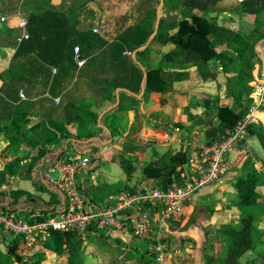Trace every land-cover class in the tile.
I'll use <instances>...</instances> for the list:
<instances>
[{
    "label": "crops",
    "instance_id": "obj_1",
    "mask_svg": "<svg viewBox=\"0 0 264 264\" xmlns=\"http://www.w3.org/2000/svg\"><path fill=\"white\" fill-rule=\"evenodd\" d=\"M88 1L90 7L86 8L84 13L86 18L91 17L94 23L79 25L78 33L72 37L65 31L57 40L51 38L55 37L57 32L65 30L64 21L53 31L45 26L41 39L29 34L33 47L43 45L41 50L35 52L36 54L28 56L24 62L21 61L25 65L28 64L26 66L28 74L39 58L51 70L47 78L37 77L29 84L33 86L28 91L32 93L33 100L44 97L57 106L60 98L77 101L84 97H94L96 102L100 103L102 99L96 97L101 95L104 88H112L110 97L104 98V105L94 110L98 115L97 123L90 129L95 135L92 138L78 139L76 128L72 124H66L62 116L53 115L48 109L40 112L42 117L38 114L29 116L21 132L24 136L25 131H28V142L20 147V151L27 152L24 154L27 157L22 161V156H17L22 165L21 173L11 179L9 186L3 188L0 193V203L13 201L21 206L37 208L47 203L48 199L55 202L56 196L48 190L45 200L41 196L25 191H23L26 193L25 196L15 195L12 191L17 189L12 187V183L19 179L24 180L27 176L26 172H30L33 179L39 183L38 189H43L36 171L40 169L44 159L46 161L49 156H52L51 160L59 158L65 149L71 154L77 152L84 155L85 152H93L97 158L98 166L93 169V173H89L90 176L87 177H79L80 182L77 179L84 189H90L92 195L90 200L95 204H101L104 200L109 201L110 198L136 190L140 186L142 190L157 188L155 181L143 178V167L150 163L163 166L180 150L190 155L189 162L177 169L181 178H185L191 162L206 143L204 129L195 128L191 132L186 130L189 124L184 110L188 105V99L192 97L196 101H201L212 98L217 99L218 104L223 107L236 105L226 85L227 78L235 75L234 68L229 67L223 71L217 60L208 62V69L215 77L207 81L200 80L195 66L179 69L164 65L159 72V78L163 80L162 91L152 92L146 99H143V96L138 98L143 81L141 68L144 70L145 67L158 68L162 57L175 48L167 37L176 33L177 28L171 22L183 14L184 3L195 7L193 14L208 21H216L219 26L248 37L245 46L249 43L254 46L255 61L251 72L252 81L249 85L251 86L255 79L260 80L264 77V0H177V2L165 0L166 6L160 18L163 29L161 33L157 32L149 46L143 50L146 51L144 55L135 56L137 63L132 60V53L144 46L149 39L139 27V23L148 15L150 9L158 6L159 0ZM95 30L97 32H94ZM73 37L81 41L80 44L74 45V48H81L83 56L80 57L87 62L78 77L81 81L79 80V84L76 85L74 83L76 78L69 83L66 81L67 73L58 69L61 68L59 66L64 60L68 39ZM228 52L230 50L226 46L217 49L219 57H223ZM128 53L131 56H128ZM11 57L13 54L6 58V63L1 64L4 60H0V64L7 66ZM123 58L125 61H122ZM45 79L47 82L42 84ZM34 84L37 86L34 87ZM5 87L1 88L0 97H6V93L14 95L13 90L16 85L7 82ZM20 92L23 93L24 99H20ZM15 96L20 101L27 100L23 89L18 90ZM133 98L138 101H134ZM114 99L115 103H113ZM117 99L118 104H116ZM6 100H9V97ZM20 101L12 102V107ZM12 107L0 103L1 127L3 117L8 116L6 112L12 110ZM39 110L41 111L40 108ZM27 121L28 125H26ZM214 123L215 119L208 121L209 125ZM251 124L249 129H258L260 125L262 126L256 120ZM249 129L245 141V148L248 151L246 160L254 161L255 168L263 176V185L257 191L261 195L259 203L264 213V130L256 134L250 133ZM5 133H0V170L11 161L9 158L6 161L4 159L6 157L1 153ZM38 141L46 146L43 148L38 145ZM107 147L112 148L111 153L101 163V155L104 153L102 150ZM49 152L52 154L47 155ZM244 163L220 181L197 191L191 201L181 209L175 221H171L163 231L159 232V235L156 233L149 239L139 240L129 234L113 231L107 235L88 237L89 239L108 238L109 244L113 245L112 248L121 250L123 259L130 261L129 264H206L208 256L218 257L225 251L224 245L218 242L216 231L222 225L237 224L239 221L240 211L231 206L230 201L236 192L233 187L234 180L240 175H245L242 169ZM105 168H110L113 172L105 171ZM256 226L262 233V246L246 253L241 259L242 263L251 261L254 264H264V215L258 219ZM83 245H86V240ZM157 245L162 247L161 255L149 250L150 247ZM84 254L85 250L82 253L85 259ZM58 257L67 260L65 255ZM118 264L126 263L122 261Z\"/></svg>",
    "mask_w": 264,
    "mask_h": 264
},
{
    "label": "trees",
    "instance_id": "obj_2",
    "mask_svg": "<svg viewBox=\"0 0 264 264\" xmlns=\"http://www.w3.org/2000/svg\"><path fill=\"white\" fill-rule=\"evenodd\" d=\"M8 1L11 2L13 0ZM71 1L73 0H23L21 6L25 13V20L27 21L26 32L34 35L36 39H40L36 34L39 31L44 33L45 26H47L46 28L48 30L53 31L52 28L56 30L58 28L57 25L68 20L66 19V15L61 14V12L67 8ZM3 2L4 0H0V3ZM172 2H177V0ZM165 6L166 1L164 0L163 10ZM156 8L153 7L150 9L147 13L148 15L139 23V27L144 30L148 37L154 30ZM194 8V6L184 3L183 14L171 22L174 23L173 26L177 28V31L167 37V39L175 46L174 50L162 57L158 68L150 69L145 67L146 80L143 99H146L152 92L162 91L163 80L159 78V72L164 65L179 69L186 66H195L202 81L211 80L215 77L208 69V62L211 60H217L219 67L223 71L229 67L234 68L235 75L227 78L226 85L229 89V95L234 100L236 106L223 107L218 104L217 99L205 98L201 101H196L191 97L188 99V105L184 110L186 121L189 124L186 130L191 132L195 128L204 129L205 145H211L214 142H219L226 138L248 114L251 101L245 99V97L249 94V83L252 81L251 72L255 64L253 57L254 46L250 43L245 46L248 37H244L241 33L219 26L216 21H208L197 14H193L192 11ZM48 10H52L51 16L48 15ZM15 12L16 10L13 11L8 8L7 10H2L0 13L7 19L6 16L8 14L10 15ZM54 16L57 18H53ZM54 20H56L55 24ZM162 26L160 20L158 34L161 33ZM65 31L57 32L55 37L53 36L51 39L57 40ZM20 35L21 31L19 29H8L6 22L0 23V60L6 59L12 54L15 58V63L11 62L4 67L0 65V78H2L0 91L1 88H6L5 84L7 82L17 87L13 90L14 95H9L5 90H2L6 93V97H0V103L2 105H9L11 108V103H16L18 100V97L15 95L20 89H23L27 96L26 101H20L15 104L16 106L12 107V110L6 112L8 116L3 117V121L9 124V128L15 134V137L9 143L10 155L15 159L7 163L0 170V193L3 191V188L9 186L11 179L16 178L22 170V165L16 160V157L19 154L21 145L28 142V131H25L24 136L21 132H23L25 128L24 123L29 116L37 114L41 116L42 111L45 109L51 110L53 115L62 116L66 124H72L76 128V136L78 139L92 138L95 133H93L90 127L96 125L98 117L97 112L94 110L104 105V98L106 96L110 97L109 94L112 90V88H104L101 95L96 97L97 99H102L100 103L96 102L94 97H84L77 101L74 99L60 98L59 104L54 106L52 101L44 97L34 100L31 99L32 93L28 92L33 88L32 85H29L31 81L37 77L41 79L47 78L51 70L43 63L42 59L36 58L35 66L29 70L31 73H27L26 66L23 62L28 56L36 54L35 52L39 49L41 50L43 44H39L40 47H33L30 37L29 41L17 46V39ZM70 40L68 39L66 45L64 60L59 66L61 68L58 69L59 71L64 70L67 73V82L71 83L76 78V81H74L76 85V83L79 84V80L81 81V78L78 79V77L87 62H84L81 67L76 65L77 58H75L73 53L74 46L73 48L70 47ZM220 46H226L230 52L223 57H219L217 49ZM145 53L146 51H142L137 53L136 56L139 57ZM79 56H83L80 47ZM22 57L25 59H20ZM122 61H125V58ZM129 61L131 62L130 59ZM46 82L47 80L45 79L42 84ZM26 85L29 88H26ZM35 86L37 85L34 84ZM10 92L12 93V91ZM8 97L9 100H6ZM133 100L135 101L136 99L133 98ZM113 103H115V99ZM195 110L198 112H195ZM255 116L258 122L262 124L255 131L256 134H259L264 130V108H260ZM210 119H215L214 125L208 124ZM251 129H249V132ZM5 132V127L0 126V133ZM251 133L253 132L251 131ZM37 143L43 148L46 146L41 144V141ZM189 158L190 155L187 152L180 150L172 155L163 166L150 163L142 169L143 178L145 180L155 181L157 187L162 189L169 188L173 183H181L182 179L177 169L187 164ZM242 169L245 171V175H240L234 180L233 187L236 192L230 201L231 206L240 211L239 221L237 224L222 225L216 231L217 237L220 238V242L225 247V251L218 257H214L213 255L208 256V263L254 264L251 261L242 263L241 259L246 253L253 252L262 246V233L257 228L256 222L264 215L262 213V206L259 203L261 195L257 191L263 185V176L257 171L255 163L251 159L245 161ZM84 190L90 198L92 196L90 189L86 188ZM129 194L133 193L130 191ZM83 242L84 239L74 232L49 231L46 239L39 241L38 244L44 250L50 251L57 256L65 255L68 264H82ZM20 244H23V242L16 239L7 247V253L10 256H14L18 262L21 260L20 255L17 253ZM40 256L43 260V255ZM41 259H38V261ZM208 263L206 262V264Z\"/></svg>",
    "mask_w": 264,
    "mask_h": 264
},
{
    "label": "built area",
    "instance_id": "obj_3",
    "mask_svg": "<svg viewBox=\"0 0 264 264\" xmlns=\"http://www.w3.org/2000/svg\"><path fill=\"white\" fill-rule=\"evenodd\" d=\"M0 22L5 23L7 19L0 15ZM14 28L21 31L17 46L29 41L26 20L20 19ZM74 54L76 58L80 57L78 48H74ZM76 62L78 67L84 63L82 59H76ZM251 87L254 88L251 95L253 105L246 118L222 141L201 147L181 183H173L167 189L157 187L133 194L122 193L107 203L95 204L79 183V177L93 173L98 166L93 152L83 155L75 151L76 154H71L65 149L59 158L51 160L52 156H49L46 161L44 159L36 173L41 186L55 195L56 201L48 199L37 208L21 206L13 201L0 203V246L16 239L23 244L36 245L46 239L49 231L74 232L83 239L113 231L139 240L149 239L156 233L159 235L171 221H175L197 191L220 181L246 161L245 141L249 125L254 120L258 121L256 112L264 108V77L255 79ZM19 97L25 98L22 92ZM229 154H233L231 160ZM51 173H56L57 179L51 178ZM149 250L159 255L163 251L160 245Z\"/></svg>",
    "mask_w": 264,
    "mask_h": 264
},
{
    "label": "rangeland",
    "instance_id": "obj_4",
    "mask_svg": "<svg viewBox=\"0 0 264 264\" xmlns=\"http://www.w3.org/2000/svg\"><path fill=\"white\" fill-rule=\"evenodd\" d=\"M22 1L23 0L18 2V0L17 1L13 0L10 2L8 0H4L3 3H0V12L2 10H7L8 8L12 9L13 11L16 10L15 13H12L10 15L8 14V16H6L7 17L6 27L8 29L14 28V25L20 19H24V20L26 19L25 13L23 12L22 6H21ZM89 2L90 1H88V0H73L67 6V8L63 12H61V14L66 15V19H68V20L64 21V24H65V30L70 34L71 37L78 33V28H80L79 25H81V24H87L88 25L90 23H94V20L91 19V17L86 18L85 13H84L85 9L90 7V5H88ZM1 14L2 13H0V15ZM51 14H52V10H48V15L51 16ZM53 18H57V17L54 16ZM88 19H89V21H88ZM40 22H41V20H40ZM52 30H53V28H52ZM36 35L40 39L43 37V33L41 31L37 32ZM80 42L81 41L79 39H77V37H73V38H71L69 44H70V47L73 48L74 45H78V44H80ZM20 59H25V58L22 57ZM3 60H4V62H1V64L6 63L5 61L7 59H3ZM14 60H15V58L13 56V57H11V59L9 61H10V63L11 62L15 63ZM27 65L28 64H26L25 66H27ZM30 65H32V64H30ZM1 66L4 67V65H1ZM249 87H250V91H249V94L245 97V99L251 101V104H250V108H251V106L253 105L251 95H252L254 88H252L250 85H249ZM17 101H20V99L18 98ZM248 113H249V111H248ZM2 124L8 130L6 129V133L4 134L5 139L2 143L3 149L1 150V153L4 157H6V158H4V159H6V161H7V158H9V160L12 161L15 158H13L10 155L9 143L13 140V138L15 137V134L9 128V124L6 121H2ZM26 125H28V121H27ZM251 126H252V124L249 125V127H251ZM256 130H257V128L251 129L252 132H255ZM251 131H250V133H251ZM110 149H112V148L107 147V148H104V150H102V151H104V153H102V155H101V163H103L105 160L104 158H106L108 156V154L111 153ZM26 153L19 151L18 156L19 155L22 156V159H21L22 161H24L26 159L27 156L24 155ZM119 156H121V155L119 154ZM232 156H233V154H229V160L232 159ZM16 160L20 161V159L18 157L16 158ZM105 171L110 172L112 170H110V168H108ZM26 174H27V176L24 177V180L19 179V180L13 181L12 187H14V189H17V190L12 191V193L15 195L23 194L25 196L26 193L23 192V191H25L27 193H31V194H35L37 196H41L45 200L48 196L47 195L48 191L44 187H43V189H38V187H39L38 181H36V179L35 180L33 179L30 172L29 173L26 172ZM49 176L53 179H57L56 173H51ZM84 176L87 177V175H83V177ZM76 182H77V180H76ZM137 189H136L137 191H142L141 186ZM136 190H132L131 193L137 192ZM127 193H130V191H128ZM107 202H109V201L104 200L102 203H107ZM84 240H86V245L85 246L83 245L82 249L84 248L83 252L85 250V254H84L85 259L82 256L83 257L82 258L83 259L82 264H118L119 262H122V261L126 264L130 263V261L123 259V252L121 250H117V249L112 248L113 245L109 244L110 240L108 238L99 237L97 239H89L88 236H85ZM218 242H220V238H218ZM8 246H9V244H7V243L0 246V264H68L67 260L65 258L58 257L52 253H49V252L48 253L45 252L44 249L39 244H36V245L20 244L17 253H18V255H20L21 260H20V262H18V261H16V258L14 256H10L7 253V247ZM40 255H43V257H44L43 260L40 258L41 257ZM38 259H41V260L38 261Z\"/></svg>",
    "mask_w": 264,
    "mask_h": 264
},
{
    "label": "water",
    "instance_id": "obj_5",
    "mask_svg": "<svg viewBox=\"0 0 264 264\" xmlns=\"http://www.w3.org/2000/svg\"><path fill=\"white\" fill-rule=\"evenodd\" d=\"M163 4H164L163 0H159V4H158V6L156 8V14H155L156 20H155V24H154V30H153V33L149 36V39H148L147 43L144 46L139 47L138 49H136L132 53L131 58H132V60L135 63H137L136 62V58H135L136 54L138 52H141V51L145 50L149 46V44L153 40V38L157 35L158 27H159V23H160V18H161V14H162V11H163ZM78 60H81V57H78ZM141 69H142V72H143V81H142V85H141V93H140V95H138L139 99L142 98V96L144 94V91H145V80H146V72H145V70L143 68H141ZM116 104H118V99L116 101ZM101 117H102V115L99 118V122H100Z\"/></svg>",
    "mask_w": 264,
    "mask_h": 264
}]
</instances>
